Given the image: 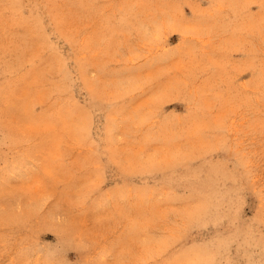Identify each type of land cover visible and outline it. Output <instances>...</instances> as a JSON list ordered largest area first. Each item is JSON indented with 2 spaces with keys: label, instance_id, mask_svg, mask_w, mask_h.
I'll list each match as a JSON object with an SVG mask.
<instances>
[{
  "label": "rangeland",
  "instance_id": "rangeland-1",
  "mask_svg": "<svg viewBox=\"0 0 264 264\" xmlns=\"http://www.w3.org/2000/svg\"><path fill=\"white\" fill-rule=\"evenodd\" d=\"M0 264H264V0H0Z\"/></svg>",
  "mask_w": 264,
  "mask_h": 264
}]
</instances>
